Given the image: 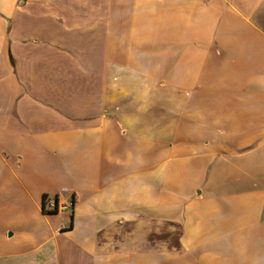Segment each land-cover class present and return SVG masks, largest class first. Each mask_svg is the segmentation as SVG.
<instances>
[{
  "label": "crops",
  "instance_id": "crops-1",
  "mask_svg": "<svg viewBox=\"0 0 264 264\" xmlns=\"http://www.w3.org/2000/svg\"><path fill=\"white\" fill-rule=\"evenodd\" d=\"M0 264H264V0H0Z\"/></svg>",
  "mask_w": 264,
  "mask_h": 264
},
{
  "label": "built area",
  "instance_id": "built-area-1",
  "mask_svg": "<svg viewBox=\"0 0 264 264\" xmlns=\"http://www.w3.org/2000/svg\"><path fill=\"white\" fill-rule=\"evenodd\" d=\"M75 200L66 199L63 195L47 197L45 207L49 213L73 212Z\"/></svg>",
  "mask_w": 264,
  "mask_h": 264
},
{
  "label": "trees",
  "instance_id": "trees-1",
  "mask_svg": "<svg viewBox=\"0 0 264 264\" xmlns=\"http://www.w3.org/2000/svg\"><path fill=\"white\" fill-rule=\"evenodd\" d=\"M47 196L44 197V204H43V209H44V212L46 213H49L47 210H46V207H45V200H46ZM73 215V214H72Z\"/></svg>",
  "mask_w": 264,
  "mask_h": 264
}]
</instances>
